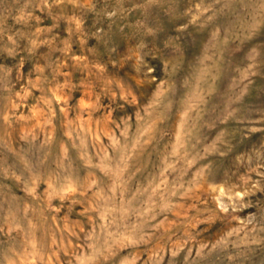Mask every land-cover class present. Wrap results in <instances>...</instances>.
<instances>
[{
  "label": "rangeland",
  "instance_id": "rangeland-1",
  "mask_svg": "<svg viewBox=\"0 0 264 264\" xmlns=\"http://www.w3.org/2000/svg\"><path fill=\"white\" fill-rule=\"evenodd\" d=\"M0 264H264V0H0Z\"/></svg>",
  "mask_w": 264,
  "mask_h": 264
}]
</instances>
